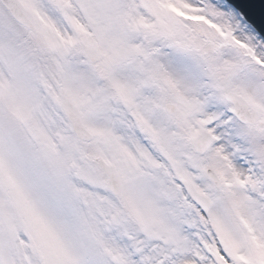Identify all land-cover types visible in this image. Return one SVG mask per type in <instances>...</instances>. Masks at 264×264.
<instances>
[{
  "label": "snow or ice",
  "instance_id": "obj_1",
  "mask_svg": "<svg viewBox=\"0 0 264 264\" xmlns=\"http://www.w3.org/2000/svg\"><path fill=\"white\" fill-rule=\"evenodd\" d=\"M0 264H264V0H0Z\"/></svg>",
  "mask_w": 264,
  "mask_h": 264
}]
</instances>
